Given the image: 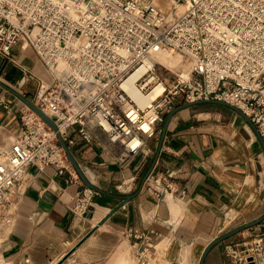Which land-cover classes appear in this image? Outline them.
<instances>
[{"label":"built area","instance_id":"1","mask_svg":"<svg viewBox=\"0 0 264 264\" xmlns=\"http://www.w3.org/2000/svg\"><path fill=\"white\" fill-rule=\"evenodd\" d=\"M26 49L42 76L20 64ZM163 50L189 67L168 69L157 60ZM0 58L19 68L18 84L36 82L27 98L56 127L23 103L17 135L7 136L0 124V216L28 185V165L53 166L68 173L66 181L81 183L55 136L69 149L72 126L80 139L120 160L158 141L177 105L213 99L240 109L264 141V0H0ZM0 105L11 110L4 96ZM142 186L157 197L184 192L168 169L152 167ZM98 193L81 184L69 195V211L83 217ZM127 233L140 243L134 262L149 264L155 232ZM222 248L226 264H264V232Z\"/></svg>","mask_w":264,"mask_h":264},{"label":"crops","instance_id":"2","mask_svg":"<svg viewBox=\"0 0 264 264\" xmlns=\"http://www.w3.org/2000/svg\"><path fill=\"white\" fill-rule=\"evenodd\" d=\"M0 60V81L28 97L11 76L1 79L7 64ZM0 96L11 101L8 112L0 105V124L13 137L20 131L22 102L1 85ZM75 129L68 128L75 138L69 149L99 193L78 217L68 209L69 195L82 182L66 181L68 173L53 166L28 165V185L9 214L0 216V264H138L133 253L140 243L129 228L155 232L149 264H197L213 238L264 213V148L250 123L228 105L204 102L178 110L154 149L148 145L120 160L80 139ZM156 154L154 169H168L183 193L166 190L157 197L142 186ZM260 232L264 221L214 245L203 264H226L225 243Z\"/></svg>","mask_w":264,"mask_h":264},{"label":"water","instance_id":"3","mask_svg":"<svg viewBox=\"0 0 264 264\" xmlns=\"http://www.w3.org/2000/svg\"><path fill=\"white\" fill-rule=\"evenodd\" d=\"M0 85L2 87H4L5 89H7L8 91H10L11 93H13L24 105H26L28 108H30L32 111H34L52 130H56V127H55V124L53 122V119L51 117H49L47 114H45L39 107L37 104L33 103L32 101H30L27 97H25L24 95H22L21 93L17 92L16 90H14L13 88L9 87L8 85L2 83L0 81ZM204 102H215V103H222V104H225V105H228L230 106L231 108H233L235 111H237L239 114H241L248 123H250V125L255 129V132H256V135L257 137L259 138L260 140V143H261V146L262 148H264V141H262V139L258 136L257 134V131H256V128L255 126L250 122V120L248 119V117L240 110L238 109L237 107H234L228 103H225L223 101H218V100H213V99H209V100H195V101H192V102H186V103H182L180 105H177L172 111H170L164 118V121L162 123V126H161V132H160V136H159V140L161 141L164 137V134H165V131L167 129V126H168V123L169 121L171 120L173 114L175 112H177L178 110L180 109H183V108H187V107H191V106H195L197 104H201V103H204ZM56 136V139L58 141V144L62 147L64 153H65V156L67 158V160L69 161L73 171L75 172V174L77 175L78 179L82 182V184L84 185H89L91 186V183L86 179V177L84 176V174L82 173L80 167L78 166V164L76 163L74 157H73V154L71 153V151L68 149V147L66 146L65 142L63 141L61 135L59 132H56L55 134ZM158 152V151H157ZM156 157H157V154L150 166V168L148 169L147 173L152 169L154 163H155V160H156ZM146 173V174H147ZM145 174V176H146ZM144 176V177H145ZM144 179V178H143ZM143 182V180H142ZM141 182V183H142ZM127 199H129L127 197ZM262 221H264V213H262L259 217H257L256 219H253L251 221H248L246 223H243L233 229H230L218 236H216L215 238H213L204 248L203 250L201 251L199 257H198V261H197V264H203L204 262V259L208 253V251L214 246V245H217L218 243L222 242L223 240L239 233L240 231L242 230H245L247 228H250L254 225H257L259 223H261ZM96 229V227H93L86 235L84 238H86L87 236H89L94 230ZM80 244V243H78ZM77 244V245H78ZM76 245V246H77ZM73 247L68 253H66L65 257H67L69 254L72 253V251L76 248Z\"/></svg>","mask_w":264,"mask_h":264},{"label":"rangeland","instance_id":"4","mask_svg":"<svg viewBox=\"0 0 264 264\" xmlns=\"http://www.w3.org/2000/svg\"><path fill=\"white\" fill-rule=\"evenodd\" d=\"M167 3H168V5L170 4L169 2H167ZM177 13H178V11L175 14H177ZM167 52H169L171 57L178 58L181 62H186L185 59L180 57L177 53L170 52V51H167ZM27 53H28V55L24 56L22 58L20 64L22 66L32 70V71H37V73H39L42 76L43 75V69H42L41 64L37 60L35 54L33 53V51L31 49H26V54ZM14 55L16 57L19 56V54L16 51H14ZM6 64H7V66H6L7 68L5 69V71H3V76H1V79H3L4 77L11 76L14 79V81H12L11 83L15 84V86H18V83H19V80L22 76V73L20 72L18 67H15L11 63H6ZM0 65H1V60H0ZM180 67H183V66H180ZM172 71H173V69H172ZM35 89H36V82L33 80H30L29 82H26V84L24 85L23 91H25V94H28V96L30 97L33 95ZM214 108H216V107H214ZM156 141H157L156 138L151 140V142L149 144V147L151 149H154V147L156 145Z\"/></svg>","mask_w":264,"mask_h":264},{"label":"bare ground","instance_id":"5","mask_svg":"<svg viewBox=\"0 0 264 264\" xmlns=\"http://www.w3.org/2000/svg\"><path fill=\"white\" fill-rule=\"evenodd\" d=\"M166 4H163L162 7H166ZM179 10H176V12ZM157 60L164 64L168 69H175L177 67L183 66L182 68L187 69L189 67V64L186 62H181L178 58L171 57L169 52L167 50H163L157 57ZM180 64V65H179Z\"/></svg>","mask_w":264,"mask_h":264}]
</instances>
